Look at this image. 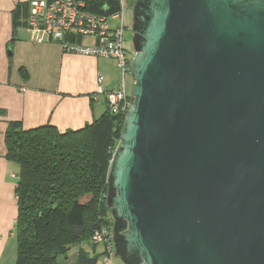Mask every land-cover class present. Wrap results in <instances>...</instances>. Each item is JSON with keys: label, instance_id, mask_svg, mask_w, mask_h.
Wrapping results in <instances>:
<instances>
[{"label": "water", "instance_id": "water-1", "mask_svg": "<svg viewBox=\"0 0 264 264\" xmlns=\"http://www.w3.org/2000/svg\"><path fill=\"white\" fill-rule=\"evenodd\" d=\"M107 175L121 264H264V0H136Z\"/></svg>", "mask_w": 264, "mask_h": 264}, {"label": "trees", "instance_id": "trees-1", "mask_svg": "<svg viewBox=\"0 0 264 264\" xmlns=\"http://www.w3.org/2000/svg\"><path fill=\"white\" fill-rule=\"evenodd\" d=\"M30 1L18 3L12 12L11 42L22 39L18 31L26 30ZM75 1L93 16L120 10L119 0ZM124 118L107 110L83 129L64 133L50 125L30 130H23L19 122L9 125L5 158L19 168L16 264H64L59 258L71 247L90 244L98 228L109 221L111 225L107 175ZM82 248L75 264H97L98 259ZM95 248L88 252L95 254Z\"/></svg>", "mask_w": 264, "mask_h": 264}, {"label": "crops", "instance_id": "crops-1", "mask_svg": "<svg viewBox=\"0 0 264 264\" xmlns=\"http://www.w3.org/2000/svg\"><path fill=\"white\" fill-rule=\"evenodd\" d=\"M23 1L28 0H0V264H16L17 258L19 168L5 158L9 125L78 131L108 110L105 94L120 88V71L113 59L64 53L54 42L34 44L25 29L18 31L22 39L11 42L12 12Z\"/></svg>", "mask_w": 264, "mask_h": 264}, {"label": "built area", "instance_id": "built-area-1", "mask_svg": "<svg viewBox=\"0 0 264 264\" xmlns=\"http://www.w3.org/2000/svg\"><path fill=\"white\" fill-rule=\"evenodd\" d=\"M119 4L120 10L114 14L93 16L84 11L82 2L75 0H31L26 32L34 44L54 42L64 53L115 60L121 75L120 88L106 93L105 98L110 114L125 116L132 103L125 83L132 59H128L124 46L123 0ZM101 81L98 77V84ZM98 93L102 94L101 89ZM91 241L102 245L104 263L112 261L115 254L108 227L98 228Z\"/></svg>", "mask_w": 264, "mask_h": 264}, {"label": "rangeland", "instance_id": "rangeland-1", "mask_svg": "<svg viewBox=\"0 0 264 264\" xmlns=\"http://www.w3.org/2000/svg\"><path fill=\"white\" fill-rule=\"evenodd\" d=\"M136 0H123L124 3V8H125V13H124V24L126 29L131 30L132 28V12H131V8L133 6V4L135 3ZM132 32V31H131ZM125 49L127 51V56L128 59H132V56L134 55L133 53V48H132V34H125V43H124ZM120 75H118V82H120ZM125 83H126V87H127V91L128 94L130 95L131 93V87H132V78L130 74H127L125 77ZM103 102V101H102ZM106 199V197H105ZM111 218V215H110ZM112 220V218H111ZM112 226H113V220L111 222L110 225V221L107 224V227L111 230L112 232ZM112 235V233H111ZM80 247H83V251L87 252L88 257L90 258H97L98 259V264H106L104 263V255L102 254L103 248L98 245L96 248V253L94 254L93 252H88L92 247H96L95 244L91 243H86L81 245ZM80 247L79 246H74L71 247V249L68 250V252L66 253L65 257H60L59 261L64 263V264H75L76 263V257L77 254L80 251ZM107 264H121L120 260L115 256L112 261H109Z\"/></svg>", "mask_w": 264, "mask_h": 264}, {"label": "flooded vegetation", "instance_id": "flooded-vegetation-1", "mask_svg": "<svg viewBox=\"0 0 264 264\" xmlns=\"http://www.w3.org/2000/svg\"><path fill=\"white\" fill-rule=\"evenodd\" d=\"M126 33H128V34H130V33H131V34H132L131 30H128V29H126V32H125V34H126Z\"/></svg>", "mask_w": 264, "mask_h": 264}]
</instances>
